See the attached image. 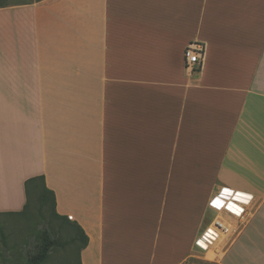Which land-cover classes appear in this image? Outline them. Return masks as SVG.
Instances as JSON below:
<instances>
[{"label": "crops", "instance_id": "obj_1", "mask_svg": "<svg viewBox=\"0 0 264 264\" xmlns=\"http://www.w3.org/2000/svg\"><path fill=\"white\" fill-rule=\"evenodd\" d=\"M38 177L82 264H185L219 218L215 261L264 264V0L0 2V214Z\"/></svg>", "mask_w": 264, "mask_h": 264}, {"label": "rangeland", "instance_id": "obj_2", "mask_svg": "<svg viewBox=\"0 0 264 264\" xmlns=\"http://www.w3.org/2000/svg\"><path fill=\"white\" fill-rule=\"evenodd\" d=\"M7 0H0L1 3ZM13 1V0H10ZM167 172L172 166H166ZM188 166H182V171H188ZM38 193L32 192L29 198V209L25 216H4L0 225L4 238H0V264H29L32 258L42 254L49 242L56 241L44 264H79L81 243L69 244V239L76 231L67 226L64 221L53 216L52 200L45 204L40 201ZM211 205V204H210ZM211 217V218H210ZM214 216L209 213L211 220ZM61 230L59 238H53L52 232ZM217 240V239H216ZM6 241V243H5ZM226 245L224 238L217 240L214 247L197 259H189L185 264H219L215 261L214 252Z\"/></svg>", "mask_w": 264, "mask_h": 264}, {"label": "trees", "instance_id": "obj_3", "mask_svg": "<svg viewBox=\"0 0 264 264\" xmlns=\"http://www.w3.org/2000/svg\"><path fill=\"white\" fill-rule=\"evenodd\" d=\"M42 189L41 192H39L38 196L40 197V201L42 203L45 204L47 199H51L52 200V207H53V216L61 221H64L65 224L67 226H71L76 233L74 235H72L69 239V244H76V243H81L80 246V252H79V256H81V252L87 248L88 244H89V238L86 236L85 232L81 229V227L78 226V224L71 222L68 218L66 217H62L59 216L56 212V196L55 193L50 191L49 189H47L46 185H45V180L44 177H38V178H34L29 180L26 183V192H27V205L25 207V210L22 213H17V214H0V218L4 217V216H25L28 213V209H29V198H30V194L32 192L38 193V190ZM61 232V230H56L52 232V236L53 238L58 237L59 238V233ZM4 231L1 228L0 225V238H4ZM6 243V241H5ZM55 243H57L56 241H52L49 242V245H46L43 249L42 254L36 256V258H32L29 261V264H44L45 261L47 260L50 252L53 250V246L55 245ZM79 264L81 263V257H80V261Z\"/></svg>", "mask_w": 264, "mask_h": 264}, {"label": "built area", "instance_id": "obj_4", "mask_svg": "<svg viewBox=\"0 0 264 264\" xmlns=\"http://www.w3.org/2000/svg\"><path fill=\"white\" fill-rule=\"evenodd\" d=\"M205 55V49L202 45H195L191 44L189 45L185 50V61L188 66H201L203 59ZM224 200L223 206L228 207ZM234 204H237V202H234ZM240 222L244 223L246 220V214L244 212H241V214L238 215ZM211 232L213 234V237L215 240L220 239L221 237L224 238V240L232 234V229L229 227V224L227 221L223 219H216L211 227Z\"/></svg>", "mask_w": 264, "mask_h": 264}]
</instances>
